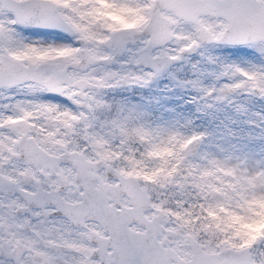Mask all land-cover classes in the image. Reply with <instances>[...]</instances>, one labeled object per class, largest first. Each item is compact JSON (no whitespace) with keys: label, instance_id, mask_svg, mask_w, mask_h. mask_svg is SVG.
<instances>
[{"label":"snow or ice","instance_id":"6c2138e0","mask_svg":"<svg viewBox=\"0 0 264 264\" xmlns=\"http://www.w3.org/2000/svg\"><path fill=\"white\" fill-rule=\"evenodd\" d=\"M0 264H264V0H0Z\"/></svg>","mask_w":264,"mask_h":264}]
</instances>
